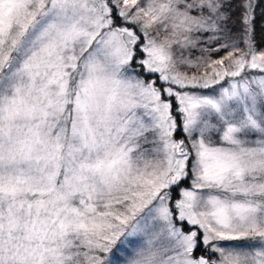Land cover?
<instances>
[{
    "label": "snow or ice",
    "instance_id": "snow-or-ice-1",
    "mask_svg": "<svg viewBox=\"0 0 264 264\" xmlns=\"http://www.w3.org/2000/svg\"><path fill=\"white\" fill-rule=\"evenodd\" d=\"M264 0H0V264H264Z\"/></svg>",
    "mask_w": 264,
    "mask_h": 264
},
{
    "label": "trees",
    "instance_id": "trees-1",
    "mask_svg": "<svg viewBox=\"0 0 264 264\" xmlns=\"http://www.w3.org/2000/svg\"><path fill=\"white\" fill-rule=\"evenodd\" d=\"M256 36L258 42H264V17L259 15L256 20Z\"/></svg>",
    "mask_w": 264,
    "mask_h": 264
}]
</instances>
